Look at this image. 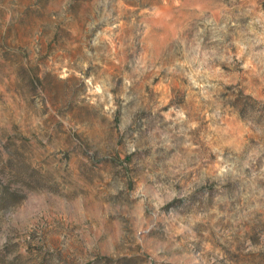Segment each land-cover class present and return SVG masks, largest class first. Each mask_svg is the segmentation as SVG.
<instances>
[{
	"label": "rangeland",
	"instance_id": "rangeland-1",
	"mask_svg": "<svg viewBox=\"0 0 264 264\" xmlns=\"http://www.w3.org/2000/svg\"><path fill=\"white\" fill-rule=\"evenodd\" d=\"M0 264H264V0H0Z\"/></svg>",
	"mask_w": 264,
	"mask_h": 264
}]
</instances>
